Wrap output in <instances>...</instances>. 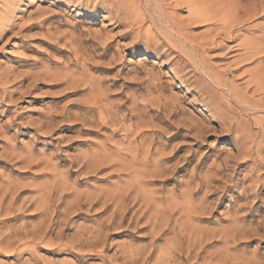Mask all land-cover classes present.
<instances>
[{"label": "rangeland", "instance_id": "rangeland-1", "mask_svg": "<svg viewBox=\"0 0 264 264\" xmlns=\"http://www.w3.org/2000/svg\"><path fill=\"white\" fill-rule=\"evenodd\" d=\"M172 2L0 0V264H264V0L202 54L231 91Z\"/></svg>", "mask_w": 264, "mask_h": 264}, {"label": "bare ground", "instance_id": "bare-ground-1", "mask_svg": "<svg viewBox=\"0 0 264 264\" xmlns=\"http://www.w3.org/2000/svg\"><path fill=\"white\" fill-rule=\"evenodd\" d=\"M237 1V0H236ZM239 2V1H238ZM237 2V3H238ZM252 2V0H251ZM254 2V1H253ZM174 8L177 7V10L179 11L178 7L182 8L183 6L188 8L189 11V15L187 17V19L183 20V23H187L185 25H183V23H179L177 22V18L175 16V14L177 13H172L171 14V19L173 20V28L175 29L174 31L177 33V35L181 36L186 43H188L192 48H194L196 50L197 53H199V65L200 67L203 69L204 73L207 75V79L205 81V83H211L216 85V87L225 89L227 91H231L232 88L228 87V85L226 84L225 81V77H231V78H236V76L233 75L232 72H227L226 70L223 69V71L220 72H214L213 69L208 65L205 57H202V54L210 47H218L221 48V44L225 43V44H229L232 41L235 40H239L240 36L238 34V29L239 26L243 24V22L240 20V17L238 16V9L236 6V4H233L234 2H229L230 5L227 7V5L225 4L224 0H173L172 2ZM239 4V3H238ZM253 4V3H252ZM262 5V3H261ZM253 6V5H252ZM240 7V6H239ZM255 7V5H254ZM254 7H251V9L249 10H254ZM261 7V6H260ZM241 8V7H240ZM243 9V8H242ZM257 9V8H256ZM176 10V11H177ZM241 10V9H240ZM248 11V10H247ZM258 11V9H257ZM264 8L262 7L260 12H263ZM250 12V11H249ZM248 12V13H249ZM255 12H253L252 17L254 15ZM258 12H256L257 14ZM255 14V15H256ZM251 15V14H250ZM258 15V14H257ZM248 17V16H247ZM255 17V16H254ZM170 19V20H171ZM242 19V18H241ZM171 20V21H172ZM170 21V22H171ZM246 21V20H245ZM197 24L198 26H202L204 25L205 27H211L208 30V35L209 37L202 40L201 42L199 41V43H195L193 44V42L188 39L186 36H184V34H182V30L185 29L186 27H190ZM238 27V29H237ZM184 31V30H183ZM262 35V34H261ZM258 36V35H257ZM256 37V36H255ZM196 37H194L195 39ZM204 38V37H203ZM261 37L259 36V39ZM221 39L222 41L219 42L218 40ZM258 39V38H255ZM254 40H250L247 41V43H245L244 41L241 42V44L239 46H243L244 48V53L242 55V61L244 60H249L251 61L253 58L257 57L258 55H261V53H264L262 50L261 46H258L256 44V42ZM264 41V40H263ZM170 43V42H169ZM260 43V41H259ZM261 44V43H260ZM221 46V47H220ZM226 48V47H225ZM214 49V48H213ZM230 49H228L229 51ZM188 51V50H187ZM208 51V50H207ZM206 53V52H205ZM201 54V55H200ZM261 57V56H260ZM253 61V60H252ZM261 61V60H260ZM247 63V62H246ZM244 66V65H243ZM235 68V67H234ZM257 70V69H256ZM259 71V70H258ZM262 72V71H261ZM264 72V70H263ZM235 74V73H234ZM261 75V74H260ZM257 75L252 76L253 78H256ZM259 76V75H258ZM262 76V75H261ZM260 76V77H261ZM239 77V76H238ZM263 77V76H262ZM263 79V78H262ZM257 81H262L261 79L258 80V78L256 79ZM255 79L252 81H256ZM264 80V79H263ZM251 82V81H249ZM259 83V82H257ZM261 83V82H260ZM259 83V84H260ZM257 85V87L259 86L260 88L262 86ZM256 85V84H255ZM261 85H264L263 83ZM208 86V85H207ZM207 86H201L200 90L201 92H203L204 94H210V88ZM258 87V88H259ZM257 89V88H256ZM262 90H264L262 88ZM257 91V90H256ZM233 92V91H232ZM260 92V91H259ZM225 97V96H224ZM237 97V96H236ZM203 101H205L207 104H209V102L206 100V98H203ZM211 105V104H209ZM212 106V105H211ZM193 129L194 128H190ZM199 129V128H198ZM180 136L179 133H175L173 134V137H178ZM148 153V152H147ZM105 155V154H104ZM147 156V155H146ZM102 159V158H101ZM133 159V158H132ZM134 160V159H133ZM103 161V160H101ZM107 161V160H106ZM96 162V161H95ZM139 162V161H138ZM155 162V161H154ZM101 163V162H100ZM98 163V164H100ZM137 163V162H136ZM144 163V162H143ZM142 163V164H143ZM156 163H159L158 161ZM129 164V163H128ZM101 165V164H100ZM149 165V164H148ZM153 165V164H152ZM164 168V167H163ZM141 169V168H140ZM144 169V168H143ZM158 170V169H157ZM138 171V169H137ZM143 171V170H142ZM162 171V170H161ZM144 175V174H143ZM140 177H141V172H140ZM146 178V177H145ZM128 194V193H127ZM154 197V196H153ZM152 201V200H151ZM149 202V201H148ZM149 206V205H148ZM206 208V207H205ZM260 224V223H259Z\"/></svg>", "mask_w": 264, "mask_h": 264}]
</instances>
